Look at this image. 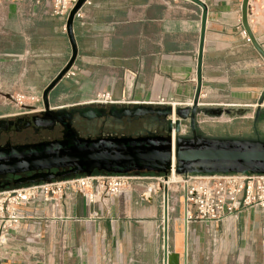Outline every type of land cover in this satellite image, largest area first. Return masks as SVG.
Returning <instances> with one entry per match:
<instances>
[{"label":"crops","instance_id":"1","mask_svg":"<svg viewBox=\"0 0 264 264\" xmlns=\"http://www.w3.org/2000/svg\"><path fill=\"white\" fill-rule=\"evenodd\" d=\"M202 1L207 16L200 108L220 113L226 122L244 117L252 129L264 89V61L242 34V0ZM248 4V25L264 50V0H249ZM82 11L84 19L73 21L77 77L74 81L62 79L55 86L48 95L50 108L83 106L101 90L111 92L114 100L124 104L156 105L163 100L183 107L192 102L201 16L196 5L185 0H93ZM65 23L35 7L29 13L19 8L11 13L8 7L2 11L4 50L0 51V62H4L3 73L9 74L10 82L17 78L12 72L18 67L16 63L29 60L23 63L25 82L41 92L45 89L71 55ZM260 109L263 114L257 128L264 122V102ZM233 111L243 114L234 115ZM199 117L210 118L198 115V125ZM99 123L84 127L88 132L80 135L96 136ZM64 202L60 212L71 214L72 220L49 218L21 225L13 244H28L34 251L18 252L14 264L157 263L158 196L139 204L131 197H101L88 204L79 195H67ZM94 210L101 218L85 220ZM210 226L217 229L223 253L232 255L239 250L246 264H264V208H250L222 224L191 222L185 264L201 262Z\"/></svg>","mask_w":264,"mask_h":264},{"label":"water","instance_id":"2","mask_svg":"<svg viewBox=\"0 0 264 264\" xmlns=\"http://www.w3.org/2000/svg\"><path fill=\"white\" fill-rule=\"evenodd\" d=\"M200 11V34L196 67V88L192 102L186 106L85 104L71 108L52 109L49 93L62 81L73 66L77 49L73 35L74 15L85 0H77L69 11L65 31L71 45V55L65 66L41 93L43 109L34 115L0 118V135L32 129L52 131L61 128L60 137L22 144L0 146V191L31 184L50 183L75 176L94 174H149L163 175L173 168L175 174H264V138L257 123L263 112L264 89L252 120V136H213L200 129V114L219 117L200 108L202 49L204 43L207 6L202 0H185ZM249 0L241 1V24L253 48L264 61V50L248 25ZM242 115L243 112L233 111ZM154 117L163 125V135L144 130L136 135L115 133L81 136L76 124L93 126L97 123H121L123 120ZM188 129L186 134L181 129ZM10 177L11 179H7ZM163 264H185L186 251L170 253L167 243V215L163 216Z\"/></svg>","mask_w":264,"mask_h":264},{"label":"built area","instance_id":"3","mask_svg":"<svg viewBox=\"0 0 264 264\" xmlns=\"http://www.w3.org/2000/svg\"><path fill=\"white\" fill-rule=\"evenodd\" d=\"M93 0H85L77 10L74 20L84 19L83 8ZM77 0H50L45 14L64 19ZM46 5V4H45ZM81 22V25H84ZM246 37L245 33L242 32ZM77 70L73 66L63 79L75 80ZM15 103L24 114H37L43 109L41 94L30 88L13 96ZM93 105H121L124 102L113 99L111 92L98 91L88 102ZM130 105V104H126ZM156 105H171L163 100ZM201 105V104H200ZM182 134H186L183 128ZM137 193L139 200L148 201L153 196L160 198L162 223L164 213H175L179 208L185 218L186 227L191 222L222 224L250 208H264V174L226 173V174H175L173 168L163 175L149 174H94L75 176L50 183L31 184L24 187L0 191V264H14L20 251L33 252L28 244L14 245V235L22 224L34 220L57 218L72 220L69 213L60 210L65 206L67 195H79L88 204L97 203L101 197L129 198ZM101 218L99 211H91L86 218L94 222ZM211 246H218L220 238L215 227L206 229ZM26 243L28 240L25 241Z\"/></svg>","mask_w":264,"mask_h":264},{"label":"rangeland","instance_id":"4","mask_svg":"<svg viewBox=\"0 0 264 264\" xmlns=\"http://www.w3.org/2000/svg\"><path fill=\"white\" fill-rule=\"evenodd\" d=\"M50 0H0V15L2 11L8 7L10 12H14L16 9H24L25 11L32 12L33 8H40L45 10L49 8ZM46 4V5H45ZM0 28L3 27L0 24ZM3 35L0 34V51H3L2 41ZM12 42L13 39H12ZM29 60H20L18 61V67L13 70V76L15 75L17 78L15 80L9 81V74L3 73V64L4 62H0V118H14L20 117L22 115H34L31 113L24 114L21 109H19L18 105L14 101V94L19 91H25L30 88H33L34 91L38 94H41V90H37L33 86L29 85L25 82V67H23V63L28 62ZM22 75L19 77V74ZM12 77V76H11ZM206 118V117H205ZM200 118L199 127L205 134L213 135V134H235L240 133L242 135H253V130L251 129L250 121L242 118L235 119L231 122H226V117L220 116L216 118L214 116H210V118L205 119ZM106 131H116V132H124L128 135H136L142 133L144 130H149L153 133L163 135L165 133L164 125L154 117H143L138 118L135 123L129 124L126 121H122L121 123H110L106 127ZM185 131H188L186 127H183ZM80 134H84L88 132V130L79 127L78 128ZM241 130V131H240ZM259 135L264 138V122H260L258 125ZM60 137L59 132H42L38 136H35L31 130L23 131L19 134H16L12 137L10 143L11 144H22L31 141H39L40 139L49 140ZM131 198L138 199L139 203H145V201L139 200V196L137 193H132ZM160 208V217H159V225H158V246H159V258L156 264H163V251H162V240H163V223H162V211L161 205L159 203ZM167 221V243H168V251L179 252L181 253L184 250V239L187 234V229L183 224V219L181 215V210L178 208L175 213H170L168 215ZM211 242L208 239L205 247V251L201 255V262L199 264H246V259H243L242 252L237 250L232 255H226L223 253V243L222 241L218 242V246H211ZM184 256V255H183ZM107 264H111L109 260Z\"/></svg>","mask_w":264,"mask_h":264},{"label":"flooded vegetation","instance_id":"5","mask_svg":"<svg viewBox=\"0 0 264 264\" xmlns=\"http://www.w3.org/2000/svg\"><path fill=\"white\" fill-rule=\"evenodd\" d=\"M137 119H131V120H123V121H126V123H129V124H133L136 122ZM112 122V121H107L106 123H99V128L96 130L97 131V135H106V134H112V133H115L116 135H118V133L116 131H109L107 132L106 130V127L109 125V123ZM76 129L78 130L79 127L81 128H86L87 126L86 125H82V124H76ZM26 130H31V132L35 135V136H38L39 134H41L42 132H59L61 131V128L59 127H55L52 131H48V130H43V131H40L39 134H35L34 131L32 129H26ZM26 130H23V131H26ZM22 131V132H23ZM79 132V130H78ZM21 133V132H19ZM19 133H9V134H1L0 135V146L2 145H5L7 143H10L12 137H14L16 134H19ZM40 140H43V139H40ZM31 142H35V141H31ZM28 143V142H27ZM7 179H11L10 177H8Z\"/></svg>","mask_w":264,"mask_h":264},{"label":"bare ground","instance_id":"6","mask_svg":"<svg viewBox=\"0 0 264 264\" xmlns=\"http://www.w3.org/2000/svg\"><path fill=\"white\" fill-rule=\"evenodd\" d=\"M168 215H167V221H168ZM182 219H183V224H184V226L186 227V221H185V218L182 216ZM186 229H187V227H186ZM185 251H186V235H185V239H184V250H183V252H182V254H184L185 253Z\"/></svg>","mask_w":264,"mask_h":264}]
</instances>
